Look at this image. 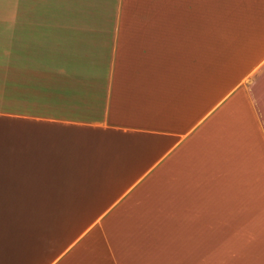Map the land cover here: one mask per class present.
Listing matches in <instances>:
<instances>
[{
  "label": "crops",
  "instance_id": "crops-1",
  "mask_svg": "<svg viewBox=\"0 0 264 264\" xmlns=\"http://www.w3.org/2000/svg\"><path fill=\"white\" fill-rule=\"evenodd\" d=\"M0 131V264H264V0H0Z\"/></svg>",
  "mask_w": 264,
  "mask_h": 264
},
{
  "label": "rangeland",
  "instance_id": "rangeland-1",
  "mask_svg": "<svg viewBox=\"0 0 264 264\" xmlns=\"http://www.w3.org/2000/svg\"><path fill=\"white\" fill-rule=\"evenodd\" d=\"M5 33V32H3ZM1 47L6 48L8 51L10 49V39L8 36L3 34V38L1 41ZM10 176V165H9V135L6 132L0 131V183L3 178L9 179ZM3 185H6L3 184Z\"/></svg>",
  "mask_w": 264,
  "mask_h": 264
}]
</instances>
